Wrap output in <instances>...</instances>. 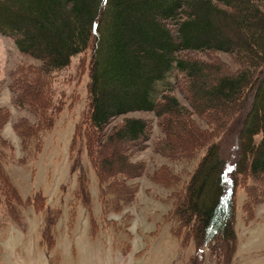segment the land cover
<instances>
[{
  "label": "trees",
  "instance_id": "obj_1",
  "mask_svg": "<svg viewBox=\"0 0 264 264\" xmlns=\"http://www.w3.org/2000/svg\"><path fill=\"white\" fill-rule=\"evenodd\" d=\"M0 33L24 58L40 61L22 65L24 72L12 84L13 100L30 105L40 125L46 121L50 127L61 109L64 72L58 73L82 55L73 65L86 72L87 105L69 154L74 149L71 159L79 162L76 147L86 151L102 214L134 192L121 179L137 173L138 168L129 169L131 152L148 138L150 127L146 118L128 114L159 117L166 130L161 148L168 156L205 148L163 218L176 222V235L190 228L185 234L194 236L196 261L206 250L229 264L238 245L232 215L236 188L242 185L246 192L245 220H253L264 202V0H0ZM196 52L226 53L238 67L230 69L219 57L200 59ZM179 74L176 81L186 90L189 107L172 92L170 78ZM7 114L0 106V119ZM238 116L236 160L226 171L218 141L229 136ZM118 117L121 122L108 129ZM22 123L26 128L24 120L15 127ZM18 129L28 135L23 126ZM6 173L0 159V195L5 203L20 202L19 188ZM77 180L75 192L88 206L87 179ZM29 200L36 207L44 197L37 191ZM90 222L93 226V218Z\"/></svg>",
  "mask_w": 264,
  "mask_h": 264
},
{
  "label": "rangeland",
  "instance_id": "obj_2",
  "mask_svg": "<svg viewBox=\"0 0 264 264\" xmlns=\"http://www.w3.org/2000/svg\"><path fill=\"white\" fill-rule=\"evenodd\" d=\"M196 56L209 61L219 57L230 69L238 67L234 57L226 53L196 52ZM75 59L58 73L64 72L60 82L64 91L60 111L56 112L50 127L46 121L40 125L39 115L31 111L30 105L24 107L13 100L16 91L12 87L25 70L22 65L36 66L40 61L24 58L13 40L0 33V106L8 111L7 117L0 119V159L4 172L12 176L20 194V202L8 203L0 195V264H221L206 250L196 261L194 236L185 234L190 228H183L176 235V222L174 225L163 218L176 201L174 194L180 188L184 190L205 148L183 156H168L161 148L162 138L166 137L164 124L153 112L128 114L146 118L150 127L148 138L131 152L134 168L129 169L138 168L137 173L121 179L126 186L131 184L134 192L129 200L117 201L114 210L102 214L97 179L86 151L81 145L76 147L81 151L79 162L71 159L74 149L69 154L74 132L84 121L87 105L86 72L76 70ZM53 78L58 81V76ZM180 78V74L176 79L170 78L174 85L172 92L181 105L189 107L186 90L176 81ZM50 116L49 113L46 117L51 120ZM239 117L229 136L218 141L226 171H231L236 160ZM121 119L116 118L108 129ZM20 120L26 121L28 129L24 123L19 126L28 133L26 137L15 127ZM196 122L201 127L206 124L198 118ZM79 175L87 179L88 206L75 192ZM37 191L44 200L35 207L29 199ZM245 196L243 186L239 185L232 204L238 245L229 264H264V202L256 208L255 218L248 221L242 210ZM11 213L17 215L18 222ZM53 214L57 217L53 218Z\"/></svg>",
  "mask_w": 264,
  "mask_h": 264
}]
</instances>
